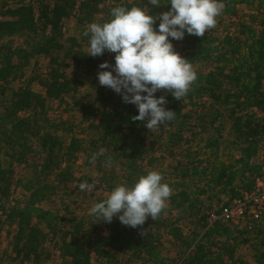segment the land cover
I'll list each match as a JSON object with an SVG mask.
<instances>
[{"label":"trees","instance_id":"16d2710c","mask_svg":"<svg viewBox=\"0 0 264 264\" xmlns=\"http://www.w3.org/2000/svg\"><path fill=\"white\" fill-rule=\"evenodd\" d=\"M160 2L153 7L151 0H0V229L3 216L13 227L10 251L0 260L4 254L10 264H44L49 254L43 244L50 235L65 264H264V213L249 228L209 220L250 190L262 172L264 0H224L218 17L230 22L219 36L210 29L203 37L186 33L172 41L198 66L197 80L180 100L166 90L156 93L175 111L162 127L149 130L133 120L137 108L116 92L106 95L111 107L100 110L74 86L103 71L101 62L114 61L108 51L87 55L83 33L91 22L103 23L117 6L158 15L169 7ZM242 6L252 8L248 20L232 21ZM70 18L73 34L63 28ZM12 81L18 85L9 88ZM34 81L41 91L31 88ZM50 102L74 110L86 134H72L67 120L52 116ZM225 125L231 141L223 134ZM78 155L96 170L94 189L108 193L166 162L164 182L172 189L166 207L138 228L115 217L96 224L84 216L62 227L64 218L40 202L68 195L72 183H93L85 174L75 176L71 162ZM17 188L26 194L13 199ZM163 236L175 257L162 255ZM241 247L250 249L251 260L237 254Z\"/></svg>","mask_w":264,"mask_h":264},{"label":"clouds","instance_id":"9594fccd","mask_svg":"<svg viewBox=\"0 0 264 264\" xmlns=\"http://www.w3.org/2000/svg\"><path fill=\"white\" fill-rule=\"evenodd\" d=\"M164 3L169 5L168 10L158 15L137 6L114 7L109 19L103 23L91 22L83 33L89 39L87 55L114 53V64L103 61L98 65L104 69L97 73L99 84L119 94L124 103L135 105L137 114L132 119L149 130L175 118V111L164 106L166 97L156 93L166 90L180 100L197 80L194 66L175 50L172 41L182 40L186 33L203 37L216 26L217 17L225 8L224 0H166ZM151 4L154 7L161 2L151 0ZM78 188L92 192L95 183L83 181ZM171 195L172 189L164 182L163 174L151 170L131 185H116L105 199L91 206L89 215L95 217L94 221L106 223L115 217L125 226L138 228L149 217L155 220Z\"/></svg>","mask_w":264,"mask_h":264},{"label":"rangeland","instance_id":"374dc122","mask_svg":"<svg viewBox=\"0 0 264 264\" xmlns=\"http://www.w3.org/2000/svg\"><path fill=\"white\" fill-rule=\"evenodd\" d=\"M252 11V8L242 6L239 10V12L231 17L232 21H236L237 18H241L243 20H248V13ZM254 11V10H253ZM222 17V16H221ZM221 17H217V24L212 29V32L214 35L219 36L222 32L225 26L229 24V20H226V17H222L223 19H220ZM222 20V21H220ZM74 19L70 18L69 20L65 21L64 24V30L68 34L74 33ZM16 44L18 43V40H15ZM36 60H38L40 63L44 62L43 57H36ZM109 64H114V61H109ZM194 68H198V66H194ZM110 70V69H109ZM97 73L94 72L90 76L84 78L79 83H75L74 86L77 87L78 94L81 96H84L85 98H89L90 100H96V106L102 110L105 108H110L111 105L109 103L108 98H106V95L110 92H113L108 87L101 86L98 82ZM18 85L17 81H12L8 87L14 88ZM95 86V87H94ZM31 88L34 91H41V87L37 82H33L31 84ZM102 92L104 97H101L99 92ZM48 109L53 117L55 118H61L62 120H67V124L65 127L72 128V134H75L77 136H84L86 134V130H84L83 125L78 126V119L76 118V113L74 110L70 109L69 106L66 105H60L57 106L56 103L50 102L48 103ZM75 126V127H73ZM228 126L225 125V128L223 129V134L226 136L227 141H231L230 134L228 132ZM153 154V153H152ZM156 156L159 153H155ZM154 154V155H155ZM71 166L74 170L75 176L79 177L83 174L91 177L93 179V183H97V173L93 166L85 165L84 159L82 155H78V158H76L75 161L71 162ZM151 167V166H149ZM161 167V168H160ZM167 163L163 162L162 166H159V171L163 174V177L166 176L167 173ZM68 195L65 194H59L57 196H51L48 198H45L40 202V206L46 209H52L57 214L62 216L64 220L60 221V225L62 227L68 226L69 221L72 219H78L81 216L89 217L90 220L92 218H95L93 216L90 217L89 215V209L91 206L96 203L100 202L103 199L107 197L109 194L108 192L104 191L103 189H93L92 192H84L81 191L78 188V183H72L70 186H68L67 190ZM25 192L21 188H17L15 192L13 193V199L22 198L25 196ZM173 212L170 211V214ZM4 222L2 223L1 229H0V254L2 253H9L10 251V239L12 235V225L5 219L3 216ZM96 224L97 221H94ZM185 226V223L182 224V227ZM98 232H100L98 230ZM52 236H48L45 239V242L43 244L46 252H48L49 257L46 258L44 264H65L64 260L60 257L58 250L54 246V241L51 239ZM163 251L162 255L165 258H173L176 256V249L173 247L171 242L169 241V238L167 236H163ZM3 254L2 259L0 260V264H10L8 261L6 255ZM238 255H241L243 258H246L248 260H251V251L248 247H241L237 251ZM24 264H33L30 262H25Z\"/></svg>","mask_w":264,"mask_h":264},{"label":"built area","instance_id":"2783aa9c","mask_svg":"<svg viewBox=\"0 0 264 264\" xmlns=\"http://www.w3.org/2000/svg\"><path fill=\"white\" fill-rule=\"evenodd\" d=\"M264 213V164L262 172L256 178L253 187L221 207L219 214L211 213L209 220L221 218L230 221L238 228L251 226Z\"/></svg>","mask_w":264,"mask_h":264}]
</instances>
